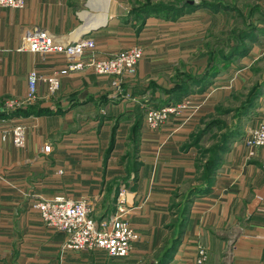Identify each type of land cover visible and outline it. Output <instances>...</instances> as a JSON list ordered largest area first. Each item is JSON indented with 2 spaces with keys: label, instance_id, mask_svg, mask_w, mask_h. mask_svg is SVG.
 I'll use <instances>...</instances> for the list:
<instances>
[{
  "label": "crops",
  "instance_id": "1",
  "mask_svg": "<svg viewBox=\"0 0 264 264\" xmlns=\"http://www.w3.org/2000/svg\"><path fill=\"white\" fill-rule=\"evenodd\" d=\"M132 2L25 0L21 9L0 6V264H155L171 235L166 226L172 196L195 171L196 150L183 146L202 117L229 92L207 89L205 98L201 95L181 119H169L158 132L149 131L140 117L137 168L123 182L126 172L120 160L134 112L154 108L151 96H159L149 83L166 85L177 64L190 63L192 55L202 59L193 63L202 70L206 57L198 48L210 23V18L204 26L192 23L198 13L208 14L204 9L176 20L153 17L141 23L130 15ZM31 26L68 42L91 36L104 57L135 46L143 48L144 57L134 74L122 80L119 91L111 78L75 72L62 78L60 90L51 97H44L41 88L42 98L32 104L39 103L48 113L4 117L15 111L6 110L5 103L24 99L31 70L49 74L65 65L61 56L17 50L21 29ZM260 97L242 122L244 136L232 141L211 186L192 201L169 264H196L199 248L206 250L203 264H264V148L245 145L249 131L264 121V91ZM16 125L26 130L24 148L12 143ZM121 186L127 190L130 222L139 236L123 259L108 258L101 251L63 250L65 235L46 229L31 210L38 197L92 200L102 193L94 215L101 220L114 211Z\"/></svg>",
  "mask_w": 264,
  "mask_h": 264
},
{
  "label": "trees",
  "instance_id": "2",
  "mask_svg": "<svg viewBox=\"0 0 264 264\" xmlns=\"http://www.w3.org/2000/svg\"><path fill=\"white\" fill-rule=\"evenodd\" d=\"M197 9L207 10L211 14V25L198 48V52L206 57V64L202 70L192 65L186 69L185 63L180 62L166 85L159 88L150 82L149 86L152 90L159 91L158 97L151 96L156 109L177 104L196 90L202 92L213 79L230 70L231 63L236 57H246L258 39L264 37V9L256 4V0H133L130 15L141 23L153 17L171 21L193 13ZM220 21H223V24L218 29ZM260 71V68H253L256 74ZM262 89H264V81L255 82L249 88L244 85L240 91L230 96L229 101L236 102L234 106L230 107V102L228 106H223L221 103L215 105L213 112L202 117L190 134L189 141L183 148L185 150L197 148L195 171L192 178L186 181L190 183L185 194H180L178 190L172 196L169 207L170 222L166 226L171 235L164 242L161 250H158L155 264H169L175 255L192 201L211 186L222 154L235 138L242 136V122L256 107ZM38 106L39 103L27 105L26 109L9 111L10 113H5L4 117L48 113ZM144 111L137 109L134 112L135 118L133 117V125L128 133L127 150L120 160V163L126 167L123 182H126L137 168L136 147L141 129L140 117H143ZM226 116L230 117L226 118ZM214 129L216 132L213 133ZM208 133L214 138L213 144L207 147L201 146V140ZM192 179L198 181L197 186Z\"/></svg>",
  "mask_w": 264,
  "mask_h": 264
},
{
  "label": "built area",
  "instance_id": "3",
  "mask_svg": "<svg viewBox=\"0 0 264 264\" xmlns=\"http://www.w3.org/2000/svg\"><path fill=\"white\" fill-rule=\"evenodd\" d=\"M24 5L25 0H0L2 7L21 9ZM17 50H26L41 57L61 56L65 60V65L49 74H42L36 69L31 70L28 74V87L24 99L21 102L5 103L6 110H16L40 100L41 88L44 97L55 95L60 90L62 78L75 72H90L96 76L111 78L115 91H119L122 80L134 74L137 63L144 57V50L139 46L104 57L96 51L95 41L91 36L68 42L37 26L21 29ZM190 99L184 98L177 104H169L159 109L147 108L143 116L145 127L151 132H158L169 119H181L183 115L180 112L186 108ZM11 135L15 147H25L26 130L23 126H14ZM245 145L250 149L264 148V121L258 122L249 131ZM43 150L46 153L50 152L48 147ZM126 194V188L121 186L114 211L101 220L96 219L94 215L103 197L102 193L92 200H73L64 195L51 198L38 197L32 202L31 210L40 215L46 229L65 235L63 250L80 253L101 251L108 258L123 259L130 255L132 245L139 240L130 222L129 217L133 212L127 206ZM206 258V250L199 248L196 264H203Z\"/></svg>",
  "mask_w": 264,
  "mask_h": 264
},
{
  "label": "rangeland",
  "instance_id": "4",
  "mask_svg": "<svg viewBox=\"0 0 264 264\" xmlns=\"http://www.w3.org/2000/svg\"><path fill=\"white\" fill-rule=\"evenodd\" d=\"M248 2H253V1H248ZM256 4L259 5L262 9H264V0H256ZM204 12H205V10H204ZM206 12H208V11H206ZM208 18H211V14L209 12H208V14L207 13H198L197 15H195L193 17L192 23H196L197 25L204 26L209 21ZM209 22L210 23H208V27L211 25V21H209ZM222 24H223V21H220L219 27H217V28L219 29ZM190 30H191V27H189L188 31H190ZM185 31L188 32L187 30H185ZM250 54H248L246 57H236L234 59V61H232V63H231L230 70H228L224 75H220L218 78L213 79V81L211 83L206 85V88L203 89L202 92H199L195 89L196 91L193 92V94L195 95L194 97H190V95L185 97L187 99L192 98V99H190L192 101H189V104L186 106L185 109H187V110L183 109L180 113H182V115H183L188 110L190 111V109H191L190 105H192V103L194 101L195 102L198 101L199 99H197V98H200L201 95H202L201 98H205V96H203V94H204V92L206 94L207 89L212 91V90H215L217 88H219L221 90L224 88L225 89L224 91H228L229 95H227V97H225L224 100H221L219 102L223 106H228V103L230 102L229 100L231 99L230 96L232 94H236L237 91H240L244 85H247V88H249L255 82L260 83L262 81V79H264V78H262V77H264V37H260L258 39V41L254 44ZM189 60H190V63H185L186 69H188V66H190V65L194 66L193 63H195V64L200 63V61L202 59H200L197 56L193 57V55H192V57H190ZM178 65L179 64H177V66ZM157 67H158V69H161V68H159L160 65ZM254 67L260 68V70H261L260 73L259 72L257 74L254 73L253 72ZM219 78L221 79V81L216 82V80ZM170 79H171V77H169L168 79L166 78L165 83H167ZM223 81H224V83H223ZM158 82H160V81H158ZM215 82H216V84H215ZM262 91H264V90H262ZM260 98L262 99V96ZM219 103H217L216 105H218ZM230 103H231L230 107L234 106L236 104L235 101L234 102L231 101ZM254 110H255V108H254ZM254 110L252 112H254ZM227 117H230V116H226V118ZM136 118H137V116H136ZM228 120H229V118H228ZM241 130L243 132L242 135L244 136V128L242 125H241ZM247 130H249V128ZM214 132H216L215 129H214L213 133ZM188 141H189V139L186 140V142H188ZM190 141H191V139H190ZM213 142H214V138L211 137V133H208L201 140V146L207 147V146H210L211 144H213ZM195 150H196L195 151L196 152L195 156H196L197 155V148H195ZM194 162H195V160H194ZM125 169H126V167H125ZM192 182L194 183L195 186L198 185V181L196 182L195 180L192 179ZM189 183L190 182H185L184 184H182V187L179 189L180 194H185L186 189L189 186Z\"/></svg>",
  "mask_w": 264,
  "mask_h": 264
},
{
  "label": "water",
  "instance_id": "5",
  "mask_svg": "<svg viewBox=\"0 0 264 264\" xmlns=\"http://www.w3.org/2000/svg\"><path fill=\"white\" fill-rule=\"evenodd\" d=\"M262 78H264V77H262ZM262 81H264V79H262Z\"/></svg>",
  "mask_w": 264,
  "mask_h": 264
}]
</instances>
